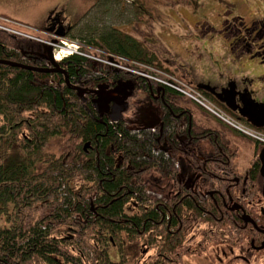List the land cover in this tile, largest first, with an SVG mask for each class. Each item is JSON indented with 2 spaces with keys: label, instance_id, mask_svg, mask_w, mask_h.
Listing matches in <instances>:
<instances>
[{
  "label": "trees",
  "instance_id": "1",
  "mask_svg": "<svg viewBox=\"0 0 264 264\" xmlns=\"http://www.w3.org/2000/svg\"><path fill=\"white\" fill-rule=\"evenodd\" d=\"M111 33L105 43L87 44L141 60L135 42ZM31 45L0 31V60L46 67V60L30 55ZM60 66L72 84L80 75L90 88L100 83L98 77L114 75L82 55ZM121 78L119 73L114 79ZM152 91L160 101L155 107L162 129L160 122L141 127L148 113L139 107L143 100L132 104V121L110 123L66 87L62 74L0 64V264H137L142 243L151 244L150 263L175 264L179 241L189 235L197 233L207 245L226 237L223 211L214 207L218 197L169 198L145 184L148 174L158 184L174 180L179 161L195 166L199 155L202 162L201 139L213 143L211 159L235 158L224 151L218 133L197 139L187 99L171 90ZM212 170L199 171L205 177Z\"/></svg>",
  "mask_w": 264,
  "mask_h": 264
},
{
  "label": "flooded vegetation",
  "instance_id": "2",
  "mask_svg": "<svg viewBox=\"0 0 264 264\" xmlns=\"http://www.w3.org/2000/svg\"><path fill=\"white\" fill-rule=\"evenodd\" d=\"M97 1L100 8L102 5L108 4L104 0ZM112 1L115 3L117 0ZM130 1L128 3L133 2V0ZM214 1L224 7L221 13L217 14L219 24L212 26L207 22H203L198 14L197 19L191 25H185L187 28L185 31L190 32L189 28H191V37L200 40V43L203 41L206 44L208 38L218 36L216 37L218 38L216 42H219L221 45H219L216 51L222 54L223 63L226 66V70H228V74L224 76L220 73L213 79L207 74L209 79L198 81L195 83V86L209 84L219 93L222 89L228 88L231 85L230 87L234 88L235 92L248 91L253 100L264 102V0ZM200 3V7L203 8L204 1ZM61 21L62 18L56 15L51 16L48 19L47 28L66 33L68 27L64 26ZM66 35H68V32ZM213 43L210 42L212 46ZM202 50L205 49L201 47V52ZM201 52L197 50V54H194V66L201 70L205 68V71H207L208 67L203 65ZM233 65H236L234 69L236 75L229 73ZM242 72L245 75L241 74ZM74 78L72 77V80ZM114 78L115 76L110 74L98 77L96 80H99L100 83L97 85H107L109 87L114 83ZM128 80L130 81L131 78H128ZM139 80L148 82L144 77H140ZM124 81H127V79ZM75 82L77 86L86 91L94 89L86 86L87 81H82L80 75L76 78ZM134 85V95L132 98L127 99L130 110L131 102L132 100H136L138 94H143L144 99L150 101L154 106L160 102L158 94L152 92L153 87L147 88L146 85L140 84L139 81H135ZM164 90H162V93H164ZM200 91L216 105L224 108L235 119L245 121L236 111L226 108L223 101L218 100L207 90L202 89ZM103 94L106 93L103 92ZM113 95L115 94L109 93L107 96L111 97ZM222 97L226 99V96ZM86 98V101H88V104L92 108L91 101L95 98V95L87 94ZM235 104L240 105L237 96L235 97ZM162 108L165 109V107ZM99 117L101 119L109 118L106 114L99 115ZM179 117L181 118L180 115L177 116V118ZM209 121L213 123L212 120ZM214 123L215 126H218L217 128H213L214 132L218 133L221 143L227 146L224 151L228 152L230 149L229 152L235 154L234 160L228 162L229 159H226L224 156L220 157L219 155L216 159H211L212 155L205 154L207 158L202 157V162H200L197 157L199 155H195L194 160L198 161V164L195 166L187 163L183 165L180 161L177 163L178 170L174 180H160L158 184V180L148 174L150 179H145L144 182L150 188L149 191H158L164 197L174 198L178 195L180 197L187 195L194 198L198 197V195H207L213 199L215 196L219 198L220 205L213 204L216 205L214 207L217 211H223L226 223V237L221 241H211L207 245L204 242H200L197 233L189 235V238L179 241L175 252L177 258L175 264H192L194 262L197 264H264V174L261 172L262 163L260 160L253 161L252 165L241 170L238 166V159L242 148L237 144L238 137L235 138V135L231 134L230 131L217 122ZM149 126L148 124L141 127L146 128ZM160 127L162 129V124ZM194 128L197 130L193 131L197 139L214 133L212 129V132L204 130V128L208 127L203 125H195ZM205 141L209 143L208 140ZM213 141L215 142V137ZM250 145L255 155L256 146L253 143ZM165 148L167 149V147ZM82 149L83 152L87 153L89 147L84 146ZM201 166H213V170L203 177L199 171ZM214 167L220 169L215 171ZM131 182L136 183L135 180H131ZM131 203L134 204L133 201ZM152 255L151 244L142 243L140 255L142 260H135V262L137 264H152L150 263L154 261V258L150 259ZM159 256L164 255L159 254ZM159 264L163 263L159 262Z\"/></svg>",
  "mask_w": 264,
  "mask_h": 264
},
{
  "label": "rangeland",
  "instance_id": "3",
  "mask_svg": "<svg viewBox=\"0 0 264 264\" xmlns=\"http://www.w3.org/2000/svg\"><path fill=\"white\" fill-rule=\"evenodd\" d=\"M186 1L188 2L187 4H185ZM201 1H204V4L202 5L204 9L199 5L201 4ZM104 2L108 4L102 5L100 8L99 5L96 7L95 0H3L1 2V7L5 8L6 12H3L2 14V11H0V14L5 15L6 17H9L10 19L17 22L28 25L32 24L29 22L30 16H36L38 13L40 18L45 17L43 14L44 10H48V14L51 12V10H54L55 12L52 13L55 15H60L64 20H66V24H70L69 26H74L81 20L79 23L80 25L76 26L74 31H69V40L64 39V37L60 39L54 33L52 35H47L36 30H29L21 24L20 28L9 26V29L12 30L11 32L13 34L23 33L26 36L35 37L42 41L46 40L48 42L47 46L49 44L53 47L59 45L61 46L60 42L67 44L66 47H60L59 50L61 53H59V59H62V56L66 52H69V48H71L69 46L71 45L76 44L75 47H78V43L84 42L87 44L88 41L94 39L100 41L99 43H105V41L108 39L106 35L112 34L111 32H114L115 29L117 32H114V34L117 36V39L124 41V35L128 34L130 36L126 37L129 40L128 42H130L132 45L133 42H135L137 46H133L138 53L136 57L138 56V58L141 60L159 64V60L156 58L158 57L161 59L163 64H169L172 66L170 68L174 74L181 77L185 82H188L189 79L183 77L180 74L181 69L179 65L182 64L188 68V66L191 67L192 63H195V61L191 60V58L193 57V53L197 52L196 41L194 42L191 38V35L189 34L192 32L191 28H189L190 32H185L187 29L185 25H191V23L197 19V17L192 14V9L194 6H199V14L201 15L200 18L203 22H207L212 26L219 24L217 14L219 12L221 13V10L224 9V7L220 6L214 0H133L132 3H128L127 0H117L115 3L112 0H104ZM191 3L193 4L191 5ZM88 11L89 15L85 16V13ZM51 16L54 15L52 14L50 17ZM41 27L42 26H39V29L44 30L45 27ZM89 34H93L92 39L87 37ZM216 37L210 39L208 38L206 40L207 44H201L203 49L208 52H201L203 57V65H206L208 69L206 72L204 68L200 72L194 71L191 73L193 77L191 79V83L209 79L206 78V76H204L203 79L202 72H205L206 74L211 73L209 76L211 79L216 78L220 73H222L224 76L226 75V66L223 63V56L221 53H217L216 51V49L218 50L219 45H221L219 42H216L218 41V38ZM77 41L78 43H75ZM199 42L201 41L199 40ZM210 42H214L215 46L214 43L212 46ZM31 46H33L32 52L35 56H38L39 54H45L46 49L47 51L53 53V49L49 50V46L46 48L45 44L32 42ZM90 49L84 47L83 53L87 55L89 54L91 56H102L101 54L93 51L94 48L90 47ZM107 57L111 58L110 56ZM187 59L191 61L187 62ZM235 66L236 65H233L232 70H229V73L232 75H236V72H234ZM133 69L135 68L133 67ZM241 74L245 75L243 72ZM157 78L160 79L161 77ZM184 98L187 99V97ZM141 100L145 102L139 107H145L144 110L148 111V113L143 115L146 117H143L144 121L148 124H159V108L152 106L151 102L144 98H140V101ZM186 105L192 110L196 119H207L206 116L203 115L196 107L190 105V103H186ZM207 105L209 108H212L209 104ZM213 108L214 110L211 112L210 118L214 123L215 118L221 112L217 111L215 107ZM133 111L134 110L130 111L129 113L130 117L128 119L130 121L135 118V116L132 115ZM126 117H128V114H126ZM195 124L201 125L200 122H195ZM134 126L137 125L134 124ZM240 130L244 133V136H250L251 134L253 137L255 136L257 138L256 140H261L260 137L262 136L263 139L261 141L264 143V129L249 131L250 128L246 127L244 124H241ZM237 139L239 143L243 141L240 138ZM249 140L252 141L250 138ZM250 144V142L248 145L242 144L244 148L241 150L238 159V166L241 170H244V168L252 165L253 161L260 160V150L256 148V154L254 155L253 148ZM211 152L212 151L210 149V145L208 146V143L199 144V154L201 156L202 154H210ZM192 264L197 263L194 262Z\"/></svg>",
  "mask_w": 264,
  "mask_h": 264
},
{
  "label": "water",
  "instance_id": "4",
  "mask_svg": "<svg viewBox=\"0 0 264 264\" xmlns=\"http://www.w3.org/2000/svg\"><path fill=\"white\" fill-rule=\"evenodd\" d=\"M49 57V61L55 67H58L56 63L51 60V53H47ZM0 64L8 65L11 67H17L29 71H35L39 73H46V72H53L54 70H47L41 68H34L30 66H25L22 64H17L13 62H8L4 60H0ZM59 72H61L59 70ZM65 82L68 84L67 77H65ZM222 89L219 93L215 92V89L208 86L202 85L198 86L199 89H204L216 96L218 100H221L225 103L226 107L237 111L239 115L246 120L252 126L264 129V102H256L251 98V94L248 91L244 92H235L234 88L230 87ZM105 88V87H101ZM127 89L129 93L127 95L124 93V90ZM134 89V82L127 81V82H118L117 86L113 89V92L120 94L122 96V100H115L111 97L105 96H98L97 99L93 100V108L96 112L100 115L103 113L108 114V117L112 122H117L121 119L122 113L126 111L127 104L124 102L127 96L132 95V90ZM96 93V91H93ZM222 96H226V99H223ZM239 98L240 106L235 104V97ZM112 103L111 106L109 104ZM87 145V144H86ZM259 159L262 163L261 172L264 174V149L260 151Z\"/></svg>",
  "mask_w": 264,
  "mask_h": 264
},
{
  "label": "crops",
  "instance_id": "5",
  "mask_svg": "<svg viewBox=\"0 0 264 264\" xmlns=\"http://www.w3.org/2000/svg\"><path fill=\"white\" fill-rule=\"evenodd\" d=\"M3 0H0V11H2V14H3V12H6V9L5 8H3V7H1V2H2ZM44 16L45 17H39V14L37 13L36 14V16H30L29 17V22H31L32 24L31 25H34V26H36V27H39V26H43V24H44V22H45V20H46V18H47V14H48V10H44ZM5 16V15H4ZM186 32V31H185ZM188 60V59H187ZM191 60H193L194 61V57H192L191 58ZM191 60H188L187 62H189V61H191ZM166 66L168 67V68H170V67H172V66H170L169 64H166ZM180 66V69H181V71H180V74L183 76V77H185V78H187V79H189V81H191V79L193 78L192 77V74L191 73H193L194 71H198V72H200L201 71V69L200 68H198V67H195L194 66V63H192V65H191V67L190 66H188V68H186V66L185 65H182V64H180L179 65ZM171 69V68H170ZM208 69V68H207ZM206 72V71H205ZM205 72H202L203 74H202V78L204 79V76H206V78H208V75L207 74H204ZM178 74V73H177ZM180 74H178V75H180ZM210 74L211 73H209V76H210Z\"/></svg>",
  "mask_w": 264,
  "mask_h": 264
},
{
  "label": "built area",
  "instance_id": "6",
  "mask_svg": "<svg viewBox=\"0 0 264 264\" xmlns=\"http://www.w3.org/2000/svg\"><path fill=\"white\" fill-rule=\"evenodd\" d=\"M0 29H3L1 26H0ZM77 47H74V49H76ZM227 121V120H226ZM236 129H238V130H240V125H237V124H233V123H231ZM241 131V130H240ZM249 131H251V130H249ZM252 132H254V131H252ZM261 135H263V134H261ZM249 136V135H248ZM250 137H253V135H251L250 134ZM253 139H257L255 136L253 137ZM260 139L262 140L263 138H262V136L260 137ZM261 140H257V141H259V142H261L262 143V141ZM264 144V143H263Z\"/></svg>",
  "mask_w": 264,
  "mask_h": 264
},
{
  "label": "bare ground",
  "instance_id": "7",
  "mask_svg": "<svg viewBox=\"0 0 264 264\" xmlns=\"http://www.w3.org/2000/svg\"><path fill=\"white\" fill-rule=\"evenodd\" d=\"M58 59H59V58L57 57L56 60H58ZM144 78H145V77H144ZM145 79H147V78H145ZM147 80H148V79H147Z\"/></svg>",
  "mask_w": 264,
  "mask_h": 264
}]
</instances>
